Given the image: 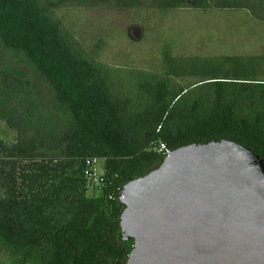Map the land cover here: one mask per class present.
<instances>
[{
  "label": "trees",
  "instance_id": "1",
  "mask_svg": "<svg viewBox=\"0 0 264 264\" xmlns=\"http://www.w3.org/2000/svg\"><path fill=\"white\" fill-rule=\"evenodd\" d=\"M231 1L224 8L236 9ZM72 5L141 14L212 8L209 0H0V44L31 64L67 116L30 121L22 138L23 120L0 115L16 134L0 140L3 264H125L132 241L122 240L120 195L167 152L226 140L264 162V81L253 75L264 55H179L165 40L152 70L128 67L118 81L97 63L98 46L82 51L54 17ZM1 70L0 110L27 88Z\"/></svg>",
  "mask_w": 264,
  "mask_h": 264
},
{
  "label": "water",
  "instance_id": "2",
  "mask_svg": "<svg viewBox=\"0 0 264 264\" xmlns=\"http://www.w3.org/2000/svg\"><path fill=\"white\" fill-rule=\"evenodd\" d=\"M119 202L125 264H264V162L246 147L168 152Z\"/></svg>",
  "mask_w": 264,
  "mask_h": 264
},
{
  "label": "rangeland",
  "instance_id": "3",
  "mask_svg": "<svg viewBox=\"0 0 264 264\" xmlns=\"http://www.w3.org/2000/svg\"><path fill=\"white\" fill-rule=\"evenodd\" d=\"M209 1L212 8L208 11H146L145 14L72 5L54 11V17L62 21L69 37L72 36L81 45L79 48L82 51L96 44L99 49L97 63L105 71H111L113 77L117 76L118 81L120 77L126 78L124 72L130 73L126 69L128 67L144 73L152 70L159 60L158 49L165 40L173 45V54L179 55L249 57L247 55L259 54L261 43L255 40L264 35V24H254L248 15L240 13V3L236 9H231L224 8L233 5L231 0ZM99 38L105 39L106 46L97 42ZM1 69H8L14 76L27 81V88L20 98L7 100L0 110L1 117L17 115V119L23 120L25 125L41 117H67L65 110L55 103L50 87L31 64L21 55L5 50L0 44V72ZM255 71V79L264 81V62ZM112 84L117 85L114 82ZM179 85L183 84L173 83V90L176 91ZM117 86L116 89H120ZM121 89L125 92L123 86ZM1 117L0 140L10 144L14 142L16 134ZM28 128L26 125L23 129L22 138H26ZM58 129L63 130L62 127ZM92 170L94 178L99 177L101 163L97 162ZM95 194L92 188L88 196L93 197Z\"/></svg>",
  "mask_w": 264,
  "mask_h": 264
},
{
  "label": "crops",
  "instance_id": "4",
  "mask_svg": "<svg viewBox=\"0 0 264 264\" xmlns=\"http://www.w3.org/2000/svg\"><path fill=\"white\" fill-rule=\"evenodd\" d=\"M240 3V13L249 16L248 19H251L252 23L264 24V0H238ZM256 43H261V49L259 54L247 55V56H261L264 55V35L256 38ZM254 41V42H255Z\"/></svg>",
  "mask_w": 264,
  "mask_h": 264
},
{
  "label": "built area",
  "instance_id": "5",
  "mask_svg": "<svg viewBox=\"0 0 264 264\" xmlns=\"http://www.w3.org/2000/svg\"><path fill=\"white\" fill-rule=\"evenodd\" d=\"M164 147H162V149H163ZM168 154V152L166 153V155ZM93 166H94V164H93ZM102 175V171H101V174H100V176ZM97 179H98V177H95V179H94V181L96 182L97 181Z\"/></svg>",
  "mask_w": 264,
  "mask_h": 264
}]
</instances>
